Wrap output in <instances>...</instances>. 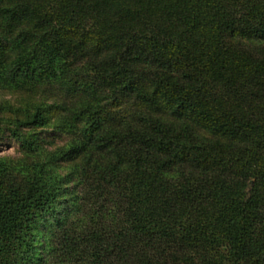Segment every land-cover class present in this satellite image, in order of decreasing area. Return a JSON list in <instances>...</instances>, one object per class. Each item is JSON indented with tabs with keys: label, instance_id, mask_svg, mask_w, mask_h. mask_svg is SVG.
<instances>
[{
	"label": "trees",
	"instance_id": "1",
	"mask_svg": "<svg viewBox=\"0 0 264 264\" xmlns=\"http://www.w3.org/2000/svg\"><path fill=\"white\" fill-rule=\"evenodd\" d=\"M0 264H264V0H0Z\"/></svg>",
	"mask_w": 264,
	"mask_h": 264
},
{
	"label": "rangeland",
	"instance_id": "2",
	"mask_svg": "<svg viewBox=\"0 0 264 264\" xmlns=\"http://www.w3.org/2000/svg\"><path fill=\"white\" fill-rule=\"evenodd\" d=\"M18 148H19L18 143L12 139H6L0 142V154L2 155L18 156L19 155Z\"/></svg>",
	"mask_w": 264,
	"mask_h": 264
}]
</instances>
